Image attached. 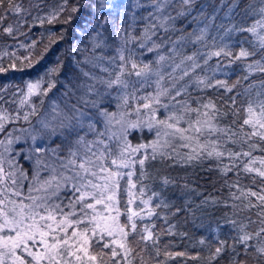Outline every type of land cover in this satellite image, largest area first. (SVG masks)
Returning a JSON list of instances; mask_svg holds the SVG:
<instances>
[{
	"label": "trees",
	"instance_id": "obj_1",
	"mask_svg": "<svg viewBox=\"0 0 264 264\" xmlns=\"http://www.w3.org/2000/svg\"><path fill=\"white\" fill-rule=\"evenodd\" d=\"M12 3L20 5L21 12L6 11L9 0H3L0 7V15L6 17L0 24V67L6 69L0 72V117H3L0 138L13 126L35 123L51 105L62 108L63 118L69 121L66 124L61 118L55 135L49 139L59 154L66 157L69 149H82L75 142L79 136H85L86 141L104 140L114 156L119 140L109 139L112 132L102 112L119 108L131 121L147 123L175 113L184 116L179 126L187 127L185 121L198 117L197 113L184 109L198 108L199 119L217 129L210 134L205 128L201 142L218 139L225 156L186 162L191 149L180 146L185 141L166 136L158 139L155 159L152 148H142L133 154L137 161L148 158L143 168L136 163L121 169L125 173L133 172L131 179L136 187L131 189L134 197L128 205V177L120 179L118 207L122 213L126 207L136 212L143 209V219L134 218L136 230L132 231L130 225L126 229L128 244L133 248L127 260L131 264H240L241 261L264 264V256L257 251L264 246V233L255 236L264 227L258 215L262 209L249 206L250 202L259 205L256 197L241 196L242 191L262 193L264 190V178L243 170L251 158L257 160L254 167L260 168L259 158L264 157V141L259 136L246 137L253 129L243 125L249 104L259 111L258 106L264 102L261 70L264 46L260 40L264 36V13L260 11L264 0H188L187 3L184 0H12ZM73 8L78 10L73 12ZM9 24L14 29L11 35L4 32ZM251 28L255 31H248ZM96 43H101V47L94 48ZM241 49L251 55L236 59ZM215 52L221 55H212ZM120 55L125 57L124 61ZM133 61L137 69L131 67ZM122 63V79L128 81L129 87L109 88L107 82L116 78ZM13 64L15 67H11ZM145 64L150 71L137 77L135 72ZM217 81H223L225 86ZM29 83H40V89L29 95ZM49 84L55 87L44 95ZM164 90L167 94L160 95V104H152L157 109L153 115L151 108L143 107L148 101L142 98L155 97ZM209 103L215 109L204 107ZM61 123L68 127H59ZM90 123L94 125L92 131L88 127ZM100 132L105 135L98 137ZM225 132L236 133L235 143L227 139ZM156 133L154 127L142 126L130 130L128 137L131 142L152 144L157 140ZM227 150L251 152V157L229 158ZM20 161L31 174L30 163ZM225 166L232 168L227 174L223 173ZM142 200H148V205H143ZM149 209L153 211L151 216ZM120 221L126 222V215L122 214ZM145 227L152 238L141 240V236L148 235ZM245 233L253 236L248 241L252 247L247 252L239 242ZM109 239L106 237L101 245L94 244L92 251L99 252ZM217 247L222 251L214 257ZM103 251L101 264L117 261L126 264L118 247L121 255L115 258L111 257L110 249Z\"/></svg>",
	"mask_w": 264,
	"mask_h": 264
},
{
	"label": "snow or ice",
	"instance_id": "obj_2",
	"mask_svg": "<svg viewBox=\"0 0 264 264\" xmlns=\"http://www.w3.org/2000/svg\"><path fill=\"white\" fill-rule=\"evenodd\" d=\"M67 2V0H65ZM185 3L188 0H184ZM3 6V0H0V7ZM107 7L108 5H101ZM21 6L12 3L9 0V7L6 11L21 12ZM77 8H73L72 11H77ZM260 11L264 13V8ZM6 17L0 15V24L3 23ZM51 23V20L49 21ZM259 23V22H257ZM13 25L9 24L4 28V32L11 35L13 33ZM248 31H255V28L248 29ZM261 44L264 46V36L260 37ZM101 47V43L94 44V48ZM143 47V44L141 45ZM152 49H149L151 51ZM223 51V50H222ZM212 55L219 56L221 52L212 53ZM224 55H231L230 52H224ZM251 55L248 51L241 49L236 59L240 57H247ZM120 60L124 61L125 57L120 55ZM26 59V58H25ZM164 59L163 56L160 57ZM188 59H192L189 57ZM207 63V61H205ZM15 67V65H11ZM133 69H137L138 65L133 61L131 63ZM177 67H179L177 65ZM251 67V65L249 66ZM107 71V69H104ZM264 71V69H261ZM6 71V69L0 67V72ZM150 71L148 64L143 65L140 71H136L137 77L146 76ZM131 74V73H129ZM187 73H185L186 75ZM88 75V73H85ZM124 75V64L120 65V71L117 73L114 80L108 81L107 86L109 88L120 86L128 88L129 83L127 80L122 79ZM200 83H204L203 80ZM217 84L225 86L223 81H217ZM211 87V85H208ZM54 84H49L48 89L44 90L43 94L47 95ZM28 94L32 95L35 91L40 89V83H29L27 85ZM231 90L230 88L228 89ZM167 94V90L163 92L158 91L155 97H143L142 99L148 101L143 104L146 109L151 108L153 115L157 109L152 108V104H160V95ZM176 95H180L177 92ZM174 98V97H173ZM125 103H127V97H125ZM167 109V105H161ZM205 108L215 109V105L212 103L204 105ZM259 111L256 110L251 104H249L247 112L248 116L243 120V125L250 126L253 130L246 133L245 136L250 138L251 136H259L260 140L264 141V131H257L256 129H264V102H261ZM186 112L197 113V119L187 120V127H180V122L184 120L183 115H177L171 113L166 116L165 119L157 120V125L164 126L171 131H165V136H172L185 141L180 146L183 148H190L191 151L186 154V162H192L194 160H200L205 158H217L221 159L225 156V151L220 149V141L217 140H205L201 142V136H203L205 128L209 133L216 132L217 129L214 125L208 121L202 122L199 119L198 108H185ZM102 115H109L102 113ZM114 115V114H111ZM205 116L208 113H204ZM3 117H0L2 119ZM28 119L27 115L24 117ZM53 119H56L54 116ZM110 122V121H109ZM242 125V126H243ZM41 126L44 129H49L50 124L41 121ZM137 125L133 124L131 127L135 128ZM61 128L68 127L63 123L60 124ZM89 130H94V125H88ZM152 125L149 124V128ZM3 130V124H0V131ZM52 134L55 135V128L51 129ZM219 131L224 132V129ZM104 132L98 133V137L104 136ZM157 137L159 138L161 133L157 131ZM229 141L233 140L235 132L231 134L225 132ZM112 137H116V133H111ZM119 139V137H116ZM36 136H32V140L35 141ZM19 140V137H17ZM3 141H0L2 144ZM12 141L9 140V144ZM79 145L83 151L79 149H69V156L66 162H62L58 168H51V175L43 180H40L39 173H35L33 179L38 182V187L33 188L29 186L28 192L32 193L43 192L44 195L22 196V192L19 190L22 184H17V177L14 172H5V169L0 163V264H101L102 257L105 255L104 249H110L112 258L124 255L126 264H131V261L127 260V257L133 252V248L129 246L127 237L129 232L126 229L131 227L132 231L136 230L135 217L143 219L141 212L133 211L131 208L126 207V212L122 213L118 207L119 200L117 197L118 190L120 188V179L124 176L128 177V201L130 205L133 202L134 193L131 191L136 185L133 183L131 177L133 172H122L121 169H126L139 163L141 168L144 167L145 161L148 158L145 156L138 161L133 159V154L144 148H152V159H155V153L157 151V145L159 140L153 141L152 144H140L133 147L127 140L118 146V152L113 156L112 150L104 140L97 138L96 140L86 141L85 136H79L75 142ZM98 145L102 148L97 147ZM195 145V146H193ZM96 147L97 150L93 151ZM253 147H255L253 145ZM7 151V149H6ZM36 152L45 151L41 147L35 148ZM53 154L57 153V149L51 150ZM264 151V149H262ZM251 157V152H235L227 150V156L229 158L239 156ZM37 163H40L38 160ZM257 163L255 158L249 159L244 164L243 170L251 173L255 172L261 178H264V157L259 158L260 168L254 167ZM234 166V165H233ZM232 168L225 166L223 173L231 171ZM70 173V174H69ZM143 175V173H142ZM21 177L27 179V174L21 172ZM8 180L11 184L16 186L15 188H9L6 183ZM167 183V181H165ZM235 186V185H234ZM63 190H68L72 193V196L68 198V202L64 203L60 193ZM142 194V190H141ZM12 196L22 197L20 199H12ZM241 196L245 198L247 196L256 197L259 201V205L249 203L250 207L259 206L262 211L258 213L261 216L260 223L264 225V190L262 193L249 190L247 193L241 192ZM55 198V199H54ZM239 199L240 197H236ZM28 200V203H25ZM59 201V202H57ZM141 203L145 206L148 205V200H142ZM67 209V210H66ZM126 215V222L121 223V215ZM148 215H153V211L149 209ZM148 232L147 236H141V240H147L152 238L151 232L147 227L144 229ZM261 233H264V227H261L259 231L255 233V236L260 237ZM110 238L107 242H104L100 247L99 252H93V245H101L105 238ZM252 234L245 233L239 237V242L244 244L245 252L252 245L248 244V241L252 240ZM201 243H204L202 240ZM221 244L224 242L221 241ZM117 247L121 252L117 251ZM222 251L221 247L215 249L214 257L219 255ZM257 251L264 256V246L259 247ZM177 255H184V253H178ZM213 257V258H214ZM195 259V257H193ZM116 264H119L117 261ZM240 264H244L243 261Z\"/></svg>",
	"mask_w": 264,
	"mask_h": 264
},
{
	"label": "rangeland",
	"instance_id": "obj_3",
	"mask_svg": "<svg viewBox=\"0 0 264 264\" xmlns=\"http://www.w3.org/2000/svg\"><path fill=\"white\" fill-rule=\"evenodd\" d=\"M63 112L64 110L62 108L61 110H59V108L52 107L50 105L49 108H46L44 110L43 114L39 117V119L35 121V123L24 127L13 126L10 129L6 130V132L0 138V141H3V143L0 144V163H2L5 172L15 173L16 177L18 178L17 184L18 185L22 184V187H20L19 190L22 192L23 197H26L28 195H33V196L44 195L43 192H36V191H33L32 193L28 192L29 186L33 188L38 187V182L33 179L35 173L37 172L39 173L40 180L46 179L52 174L51 168L56 167L59 169V165L62 162H66L69 156V155L66 157L62 156L58 152L56 154H53L51 150L55 148L49 144V139H51L52 136H54L52 134L51 129L55 128V133H56L58 128L56 124L59 123V120L62 118V120L66 124L69 122L68 120H65L63 118V114H64ZM102 113L109 114V115H104V118L106 120L105 124L109 125L111 130L109 129L108 126L107 128L110 133L114 132L116 133V137H119L118 139L119 145L122 144L125 141V139L133 147L140 144H144L141 143V141L131 142V140L129 139L128 132L133 129V127H131V125L133 124L137 125L135 128H140L142 126H146L149 128V124H151L152 127H154V129L156 130V132L159 131L161 133V137L160 138L157 137V139L159 140L165 138L164 135L165 131H171L166 129L164 126L163 128L161 125H157L156 123L131 121L130 119H128L125 112L119 108H116L115 110L108 112L104 111ZM54 116L56 117V119H53ZM41 121L49 123L50 128L44 129L41 126ZM32 136H36L37 139L33 141ZM17 137H19V140H17ZM166 137L171 140H178V138L172 136H166ZM9 140L12 141L11 144H9ZM37 147H41L45 149V151L36 152L35 148ZM97 147L100 146L98 145ZM79 150L81 152L83 151V149H79ZM96 150L97 148L94 147L93 151ZM21 159L30 163L31 174H28L26 169L22 167L23 162L20 161ZM38 160L40 161V163H37ZM59 171H63V169H59ZM21 172L26 173L28 178L23 179V177H21ZM6 183L8 184L9 188L16 187L11 184L10 180H8ZM0 187H2V185H0ZM60 196L61 198H63V202L67 203L68 198L72 196V193L68 190H63L61 191ZM20 198L22 197L12 196V199L18 200ZM28 202H29L28 200H25V203Z\"/></svg>",
	"mask_w": 264,
	"mask_h": 264
}]
</instances>
